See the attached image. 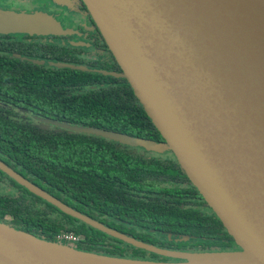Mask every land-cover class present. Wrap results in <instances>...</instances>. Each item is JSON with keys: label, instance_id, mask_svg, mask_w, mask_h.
I'll return each mask as SVG.
<instances>
[{"label": "water", "instance_id": "water-1", "mask_svg": "<svg viewBox=\"0 0 264 264\" xmlns=\"http://www.w3.org/2000/svg\"><path fill=\"white\" fill-rule=\"evenodd\" d=\"M83 1L164 143L45 121L147 151H171L241 251L182 252L142 242L75 211L0 162L1 171L64 213L176 260L85 252L0 222V264H264V0ZM55 26L46 14L0 10V33H46Z\"/></svg>", "mask_w": 264, "mask_h": 264}, {"label": "trees", "instance_id": "trees-1", "mask_svg": "<svg viewBox=\"0 0 264 264\" xmlns=\"http://www.w3.org/2000/svg\"><path fill=\"white\" fill-rule=\"evenodd\" d=\"M10 59L0 58L1 98L33 108L32 114L43 121L34 125L21 114L0 113V159L9 168L75 211L159 248L182 250L191 243L170 240L169 234L194 235L201 239L196 245L216 246L212 252L233 243L216 215L209 218L190 206L200 199L199 205L210 208L177 159L147 157L140 148L44 121L164 143L122 71L103 76L68 64L47 70ZM0 174L19 189L15 194L0 191L3 224L54 243L62 234H74L81 240L64 243L85 252L176 261L113 238ZM182 182L189 187L180 188ZM221 232L229 244L221 242Z\"/></svg>", "mask_w": 264, "mask_h": 264}, {"label": "flooded vegetation", "instance_id": "flooded-vegetation-1", "mask_svg": "<svg viewBox=\"0 0 264 264\" xmlns=\"http://www.w3.org/2000/svg\"><path fill=\"white\" fill-rule=\"evenodd\" d=\"M0 10L16 11L20 13H29V14H36V13L46 14L56 24V26L53 27L51 31L46 33H38V32L0 33V58L8 57V59L13 58L15 60H19L25 63L27 62L30 64H37L42 69H47V70L62 69L64 64L81 66V67L84 66V68L86 69L88 68L89 71L91 70L95 71L96 73L103 76H113V75L102 74L100 73V71H104L107 73H115V74H118L120 71H122L118 61L116 60L114 54L110 50L109 45L106 42L99 26L97 25L89 8L87 7L86 3L83 0H68L67 5L56 3L53 0H0ZM75 63H82L84 65H76ZM28 110H25L22 106H18V103H15L13 101H10L8 103L6 100H3L1 98V93H0V113L1 112L17 113V114H21V116L24 117L25 119L27 117H33L34 119L37 120L36 121L37 123H31L34 125L35 124L38 125L40 124V122L43 121V118L36 117L35 115L32 114V111H34L33 108H30ZM140 154L147 157H155L160 160L176 159V157L171 151L153 152V151L144 150V152H141ZM0 162H2L1 159ZM0 172L4 173L1 170ZM5 175L8 176L7 174ZM28 182L31 183L30 181ZM179 186L180 188L189 187L187 182H182ZM20 187H24V186L20 185ZM16 188L17 187H15L14 183H11L10 180H8L6 177H3L0 174V191L2 190L3 192H11L15 194V192L18 193L17 190H19ZM198 201H200V199L197 200L196 202L192 200L190 206H193L202 215L205 213L209 218H212L213 215H216L211 209V207L207 208L205 204L199 205ZM15 224L19 225L18 223ZM221 226H223L222 222H221ZM117 232L122 233L120 231ZM70 235H72L76 239L75 242H71L68 240L69 235L67 236L66 234H62L58 237L59 243L65 244L64 242H66V243L76 244V242L81 240V237H75L74 234H70ZM224 235L225 234L221 232V242L224 241L229 244L230 242L225 239L226 237ZM173 238L175 242L176 240L178 242L181 241L191 242L189 246L183 247L182 250L177 249L174 251H182V252L217 251V249H213V248H217L216 246L203 248L202 245L200 244L196 245V242L200 241L201 239L196 238V236L194 235L185 236V234H178L177 237H173V234L168 235V239L171 240ZM191 244L193 246H191ZM236 251H241V249L237 245L235 240L233 241L232 244L228 246L221 244V252H236Z\"/></svg>", "mask_w": 264, "mask_h": 264}, {"label": "bare ground", "instance_id": "bare-ground-1", "mask_svg": "<svg viewBox=\"0 0 264 264\" xmlns=\"http://www.w3.org/2000/svg\"><path fill=\"white\" fill-rule=\"evenodd\" d=\"M69 235V234H68ZM67 235V236H68ZM56 256L58 257V258H67V255H65V254H63V253H60V252H58L57 254H56ZM87 263L88 264H107V263H103V262H101V261H99V260H91V261H87ZM111 264H119V263H111Z\"/></svg>", "mask_w": 264, "mask_h": 264}, {"label": "rangeland", "instance_id": "rangeland-1", "mask_svg": "<svg viewBox=\"0 0 264 264\" xmlns=\"http://www.w3.org/2000/svg\"><path fill=\"white\" fill-rule=\"evenodd\" d=\"M36 121H37V120L34 119L33 117H27V118H26V122H29V123H37Z\"/></svg>", "mask_w": 264, "mask_h": 264}, {"label": "built area", "instance_id": "built-area-1", "mask_svg": "<svg viewBox=\"0 0 264 264\" xmlns=\"http://www.w3.org/2000/svg\"><path fill=\"white\" fill-rule=\"evenodd\" d=\"M68 240L71 241V242H75L76 241V239L72 235L68 236Z\"/></svg>", "mask_w": 264, "mask_h": 264}]
</instances>
